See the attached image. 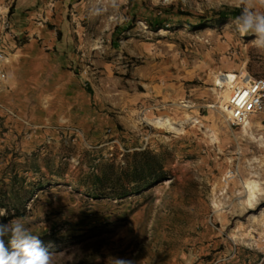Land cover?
I'll return each instance as SVG.
<instances>
[{
    "label": "rangeland",
    "instance_id": "1",
    "mask_svg": "<svg viewBox=\"0 0 264 264\" xmlns=\"http://www.w3.org/2000/svg\"><path fill=\"white\" fill-rule=\"evenodd\" d=\"M76 3L56 35L66 43L35 42L7 61L0 222L54 234L53 264H264V112L232 126L221 107L231 85L264 79V50L232 20L152 30L134 16L136 6L211 16L225 5L215 0ZM143 150L163 180L96 195L95 175Z\"/></svg>",
    "mask_w": 264,
    "mask_h": 264
},
{
    "label": "trees",
    "instance_id": "2",
    "mask_svg": "<svg viewBox=\"0 0 264 264\" xmlns=\"http://www.w3.org/2000/svg\"><path fill=\"white\" fill-rule=\"evenodd\" d=\"M138 7L136 6L134 10V16L136 17L137 13L141 14L152 30L182 23H187L194 28L208 24H223L233 20L241 11L240 8L224 5L222 9L216 10L211 16L200 15L196 17L185 10L177 9L175 11L172 6L160 14L146 9L141 10ZM130 158L131 160L126 166L117 167L113 163L107 164L100 174L94 176L95 186L92 190L96 195L124 198L140 193L166 177L163 162L152 151L134 152ZM8 219L10 218L4 217V220ZM39 237L44 245L58 242V238L54 234H44Z\"/></svg>",
    "mask_w": 264,
    "mask_h": 264
},
{
    "label": "crops",
    "instance_id": "3",
    "mask_svg": "<svg viewBox=\"0 0 264 264\" xmlns=\"http://www.w3.org/2000/svg\"><path fill=\"white\" fill-rule=\"evenodd\" d=\"M215 1L235 8L231 0ZM75 3L80 5L82 0H0V44L8 53V61L35 42L49 47L66 43L68 37L59 41L56 35L68 29V8ZM4 67L8 70L7 63Z\"/></svg>",
    "mask_w": 264,
    "mask_h": 264
},
{
    "label": "clouds",
    "instance_id": "4",
    "mask_svg": "<svg viewBox=\"0 0 264 264\" xmlns=\"http://www.w3.org/2000/svg\"><path fill=\"white\" fill-rule=\"evenodd\" d=\"M173 0H165L172 3ZM240 8L232 24L241 37L253 36L254 47L264 50V0H231ZM8 238L7 245L4 238ZM0 264H53L51 253L39 236L33 234L20 219L0 222ZM118 264H125L118 261Z\"/></svg>",
    "mask_w": 264,
    "mask_h": 264
},
{
    "label": "built area",
    "instance_id": "5",
    "mask_svg": "<svg viewBox=\"0 0 264 264\" xmlns=\"http://www.w3.org/2000/svg\"><path fill=\"white\" fill-rule=\"evenodd\" d=\"M6 28H10L7 23ZM7 61L8 53L0 44V87L7 77L4 67ZM248 77L249 79L244 84L231 85L227 99L221 105L227 122L232 126L242 125L252 114L264 112V79L250 74ZM216 86L220 89L226 87L222 83L218 84L217 81Z\"/></svg>",
    "mask_w": 264,
    "mask_h": 264
},
{
    "label": "bare ground",
    "instance_id": "6",
    "mask_svg": "<svg viewBox=\"0 0 264 264\" xmlns=\"http://www.w3.org/2000/svg\"><path fill=\"white\" fill-rule=\"evenodd\" d=\"M217 83H218V81H217ZM169 120H170V118L168 116H159V117H157L156 121L159 125L169 126L171 124Z\"/></svg>",
    "mask_w": 264,
    "mask_h": 264
},
{
    "label": "water",
    "instance_id": "7",
    "mask_svg": "<svg viewBox=\"0 0 264 264\" xmlns=\"http://www.w3.org/2000/svg\"><path fill=\"white\" fill-rule=\"evenodd\" d=\"M164 114H166V112H163Z\"/></svg>",
    "mask_w": 264,
    "mask_h": 264
}]
</instances>
